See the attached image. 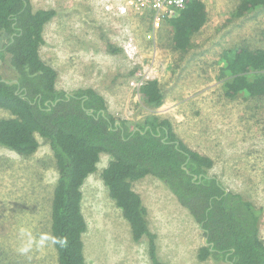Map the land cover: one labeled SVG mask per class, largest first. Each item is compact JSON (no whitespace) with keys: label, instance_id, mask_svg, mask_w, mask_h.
<instances>
[{"label":"rangeland","instance_id":"1","mask_svg":"<svg viewBox=\"0 0 264 264\" xmlns=\"http://www.w3.org/2000/svg\"><path fill=\"white\" fill-rule=\"evenodd\" d=\"M209 20L186 52L174 49L165 24L153 32L150 17L104 18L89 0H32L35 9L58 15L44 30L42 59L55 68L57 88H93L109 111L129 126L149 115L168 119L190 148L211 157L228 190L264 209V99H229L218 79L223 50L252 45L264 48V8L235 16L238 0H203ZM132 34L137 53L123 48ZM109 45L122 48L112 54ZM157 79L164 104L149 110L136 84ZM10 113L0 109V119ZM26 157L0 146V264H60L51 233V211L58 180L49 144ZM110 156L83 186L84 235L88 264H151L148 240H133L129 223L111 199L101 177ZM148 209L158 256L165 264H226L200 261L205 238L199 225L160 180L147 176L134 184ZM264 239V222L261 230Z\"/></svg>","mask_w":264,"mask_h":264},{"label":"trees","instance_id":"2","mask_svg":"<svg viewBox=\"0 0 264 264\" xmlns=\"http://www.w3.org/2000/svg\"><path fill=\"white\" fill-rule=\"evenodd\" d=\"M238 2L237 17L264 8V0ZM57 15L54 9H35L32 0H0V109L10 113L0 119V146L31 157L40 147L38 137L49 144L58 170L51 211L58 262L88 264L83 186L106 154L110 161L101 173L104 185L129 223L133 240L147 238L151 264L165 263L158 256L148 209L134 189L147 176L163 182L199 225L207 238L198 252L200 261L264 264V209L210 174L214 160L190 148L170 120L149 115L131 127L109 111L97 90L57 88L59 74L40 54L45 27ZM208 20L204 1L189 0L167 22L174 49L192 48L193 37ZM109 51L117 54L122 48L109 45ZM219 63L226 98L264 99V48H228ZM139 93L151 111L164 104L157 79L145 82Z\"/></svg>","mask_w":264,"mask_h":264},{"label":"built area","instance_id":"3","mask_svg":"<svg viewBox=\"0 0 264 264\" xmlns=\"http://www.w3.org/2000/svg\"><path fill=\"white\" fill-rule=\"evenodd\" d=\"M101 10L104 18L141 16L150 17L153 32L148 34V38L152 39L155 31L159 30L168 20L178 16L180 11L185 8L189 0H89ZM128 39L123 48L129 57L133 58L137 52L136 44L133 45L134 38L132 34H128ZM133 85L141 87L144 83Z\"/></svg>","mask_w":264,"mask_h":264},{"label":"water","instance_id":"4","mask_svg":"<svg viewBox=\"0 0 264 264\" xmlns=\"http://www.w3.org/2000/svg\"><path fill=\"white\" fill-rule=\"evenodd\" d=\"M119 123V122H118ZM207 241V238H205V242Z\"/></svg>","mask_w":264,"mask_h":264}]
</instances>
